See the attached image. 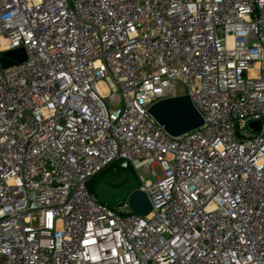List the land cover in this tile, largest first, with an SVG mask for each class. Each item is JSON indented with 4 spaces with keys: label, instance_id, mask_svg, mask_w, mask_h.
<instances>
[{
    "label": "built area",
    "instance_id": "obj_1",
    "mask_svg": "<svg viewBox=\"0 0 264 264\" xmlns=\"http://www.w3.org/2000/svg\"><path fill=\"white\" fill-rule=\"evenodd\" d=\"M18 49L0 264H264V0H0V58ZM178 96L203 125L172 138L149 108ZM115 163L147 215L88 191Z\"/></svg>",
    "mask_w": 264,
    "mask_h": 264
},
{
    "label": "water",
    "instance_id": "obj_2",
    "mask_svg": "<svg viewBox=\"0 0 264 264\" xmlns=\"http://www.w3.org/2000/svg\"><path fill=\"white\" fill-rule=\"evenodd\" d=\"M24 60L23 51L18 49L2 53L0 65L5 70ZM149 114L172 138L180 137L203 125L201 116L193 107L188 96L161 100L149 108ZM249 127L257 132L259 122L250 123ZM109 183L118 187H109L107 185ZM95 195L101 203L117 208H121L126 202L129 211L139 216H145L151 210L149 199L145 193L136 189L135 180L129 173L104 177L95 187Z\"/></svg>",
    "mask_w": 264,
    "mask_h": 264
},
{
    "label": "rangeland",
    "instance_id": "obj_3",
    "mask_svg": "<svg viewBox=\"0 0 264 264\" xmlns=\"http://www.w3.org/2000/svg\"><path fill=\"white\" fill-rule=\"evenodd\" d=\"M181 87L179 86L178 87V90L179 91H181ZM108 169H109V171H111V173L112 172H114V171H116V170H118V163H115V164H113V165H111L110 167H108ZM140 174L143 176V178L145 179V180H152V178L149 176V174L148 173H146V172H140ZM87 186H88V189L91 191V193H94V191H95V187L97 186V183H96V181L94 180V179H92V180H90L89 182H88V184H87ZM93 191V192H92ZM120 213H122V214H124V213H126L127 212V210H125V209H120V210H118Z\"/></svg>",
    "mask_w": 264,
    "mask_h": 264
},
{
    "label": "trees",
    "instance_id": "obj_4",
    "mask_svg": "<svg viewBox=\"0 0 264 264\" xmlns=\"http://www.w3.org/2000/svg\"><path fill=\"white\" fill-rule=\"evenodd\" d=\"M119 171V173H122V170H118ZM106 173H110V174H112L111 173V171H109V169L108 168H106L105 170H103L100 174H98L97 176H95L94 178H92V179H94L95 181H96V183L98 184V183H100L101 181H102V179L103 178H100L99 179V177L101 176V175H103V174H106ZM128 173H131V171L129 170L128 171ZM132 174V173H131ZM91 179V180H92ZM88 184V183H87ZM87 189H88V186H87ZM88 191L91 193V191L88 189ZM93 192V191H92ZM91 194H94L95 195V191H94V193H91Z\"/></svg>",
    "mask_w": 264,
    "mask_h": 264
},
{
    "label": "flooded vegetation",
    "instance_id": "obj_5",
    "mask_svg": "<svg viewBox=\"0 0 264 264\" xmlns=\"http://www.w3.org/2000/svg\"><path fill=\"white\" fill-rule=\"evenodd\" d=\"M114 173L115 174H121V173H119V171L118 170H116V171H114ZM126 173H128V172H126ZM129 174H131V173H129ZM111 174L110 173H106V174H103V175H101L100 177H99V179L100 178H104V177H107V176H110ZM131 176H132V174H131ZM133 177V176H132ZM112 180V179H111ZM109 187H118V186H115V185H112V184H107Z\"/></svg>",
    "mask_w": 264,
    "mask_h": 264
}]
</instances>
